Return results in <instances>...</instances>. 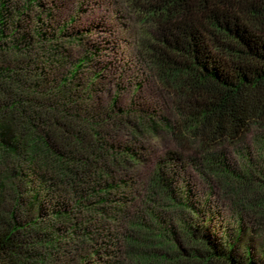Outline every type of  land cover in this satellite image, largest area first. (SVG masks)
<instances>
[{
  "label": "trees",
  "instance_id": "obj_1",
  "mask_svg": "<svg viewBox=\"0 0 264 264\" xmlns=\"http://www.w3.org/2000/svg\"><path fill=\"white\" fill-rule=\"evenodd\" d=\"M124 2L147 27L138 52L174 96L172 123L121 107L117 94L103 104L99 46L73 54L90 27L58 21L54 1L0 0V264H59L92 244L79 264H264V169L244 158L233 168L220 149L264 133V0ZM162 130L179 151L155 164L142 210L130 213L143 156L126 136ZM255 140L264 156V137ZM185 166L223 183L257 237L195 200ZM122 225L118 255L105 229Z\"/></svg>",
  "mask_w": 264,
  "mask_h": 264
},
{
  "label": "rangeland",
  "instance_id": "obj_2",
  "mask_svg": "<svg viewBox=\"0 0 264 264\" xmlns=\"http://www.w3.org/2000/svg\"><path fill=\"white\" fill-rule=\"evenodd\" d=\"M54 1L56 19L60 22L66 21L73 16L77 29L90 27V32L84 39L82 46L74 47V57H79L83 47L90 44L99 46L100 53L96 55L99 65L106 66V82H103L104 92L102 102L106 104L110 96L118 95V105L121 107L133 106L147 111H154L158 116L165 118L166 122L172 123L175 119L174 96L157 80L154 70L146 60L139 54L138 49L142 44L145 29L137 22L135 16L126 6L124 0H49ZM97 67V64L95 63ZM90 70L91 68L88 67ZM85 74L87 68L84 70ZM89 72V71H88ZM84 74V75H85ZM120 83L123 90L117 92L115 84ZM105 83V84H104ZM114 83V85H113ZM262 135L256 130H252L243 141L237 146H222L221 152L226 156L228 163L233 168H239L241 158L252 162V165L264 169V156H259L257 150L256 136ZM121 136H124L121 132ZM142 136V137H141ZM128 142L140 147L143 161L134 172L138 179L134 189L135 203L131 205L130 213H140L142 210V198L145 194L146 183L148 182L155 164L164 156L167 151L177 150L175 141L166 130L159 131L156 136L149 134L140 135L139 138L128 137ZM142 147V149H141ZM189 155V153H186ZM182 177L186 178L192 190V195L197 201H209L212 210L223 225L236 228V217H241L243 224L252 232L253 237H257L258 228L256 222L253 223L252 212L244 208L238 198L231 194L223 183L217 179L197 172L191 166L180 169ZM140 181L139 184H137ZM140 205V206H139ZM254 218V216H253ZM255 226L251 227V224ZM65 226H61L58 240L63 245L65 239ZM248 233V232H247ZM125 234L124 226H112L105 229L106 241L113 243L115 250L121 254L123 250L122 238ZM107 247V248H110ZM117 247L119 249H117ZM93 244L85 246L76 256L91 255ZM105 250L106 248H102ZM70 248L64 246L62 251L67 252ZM114 250V251H115ZM107 254V252H106ZM100 255L106 257L104 253ZM73 255H60L59 264H79V258Z\"/></svg>",
  "mask_w": 264,
  "mask_h": 264
}]
</instances>
